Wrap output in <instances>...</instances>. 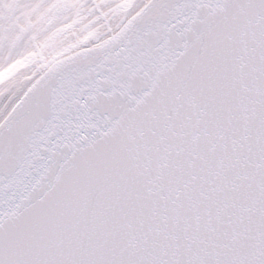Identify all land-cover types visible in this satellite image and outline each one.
<instances>
[{
  "label": "snow or ice",
  "instance_id": "1",
  "mask_svg": "<svg viewBox=\"0 0 264 264\" xmlns=\"http://www.w3.org/2000/svg\"><path fill=\"white\" fill-rule=\"evenodd\" d=\"M0 264H264V0H0Z\"/></svg>",
  "mask_w": 264,
  "mask_h": 264
}]
</instances>
